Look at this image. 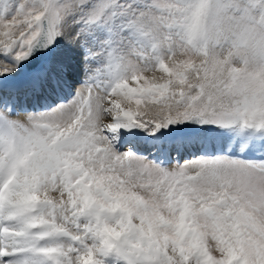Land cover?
I'll return each mask as SVG.
<instances>
[{
    "label": "snow or ice",
    "instance_id": "obj_1",
    "mask_svg": "<svg viewBox=\"0 0 264 264\" xmlns=\"http://www.w3.org/2000/svg\"><path fill=\"white\" fill-rule=\"evenodd\" d=\"M0 78V264H264V0H0Z\"/></svg>",
    "mask_w": 264,
    "mask_h": 264
},
{
    "label": "rangeland",
    "instance_id": "obj_2",
    "mask_svg": "<svg viewBox=\"0 0 264 264\" xmlns=\"http://www.w3.org/2000/svg\"><path fill=\"white\" fill-rule=\"evenodd\" d=\"M17 74V73H16ZM70 79L72 81V88L66 90L64 93H63V96L65 99H69L71 98L72 94L74 93V91L76 89H79L81 87H83L82 83H80V81H82L83 79V76L80 72L78 71H74L70 74ZM58 100L57 98L55 97H50L47 101V103H57ZM45 103V101H34V100H31V99H28V100H23L20 102V105L18 106V110H21V109H24V108H27L29 110H36L38 107H35L34 105H37V104H40L42 107L43 104ZM22 104V105H21ZM134 102H133V107H134ZM148 147V146H147ZM124 150H128L127 148H125ZM138 151H140L141 153H143L144 155H148L149 153V148H145V146H140L138 147L137 149ZM190 159V157H189ZM172 165L174 166L175 165V160L172 161Z\"/></svg>",
    "mask_w": 264,
    "mask_h": 264
},
{
    "label": "bare ground",
    "instance_id": "obj_3",
    "mask_svg": "<svg viewBox=\"0 0 264 264\" xmlns=\"http://www.w3.org/2000/svg\"><path fill=\"white\" fill-rule=\"evenodd\" d=\"M18 78V75L16 73H13L12 74V79H17ZM0 81L3 82V89H7L12 83L13 81L12 80H4L3 78H0ZM7 87V88H6ZM19 105V104H18ZM18 105H17V108H18ZM22 105V104H21Z\"/></svg>",
    "mask_w": 264,
    "mask_h": 264
},
{
    "label": "clouds",
    "instance_id": "obj_4",
    "mask_svg": "<svg viewBox=\"0 0 264 264\" xmlns=\"http://www.w3.org/2000/svg\"><path fill=\"white\" fill-rule=\"evenodd\" d=\"M240 67H243L242 65Z\"/></svg>",
    "mask_w": 264,
    "mask_h": 264
}]
</instances>
